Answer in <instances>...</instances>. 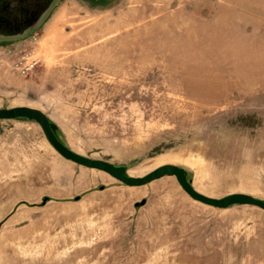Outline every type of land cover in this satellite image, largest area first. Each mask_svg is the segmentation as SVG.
<instances>
[{
	"label": "rangeland",
	"instance_id": "374dc122",
	"mask_svg": "<svg viewBox=\"0 0 264 264\" xmlns=\"http://www.w3.org/2000/svg\"><path fill=\"white\" fill-rule=\"evenodd\" d=\"M80 1L58 28L0 32L39 58L0 76V107L39 108L131 176L172 163L205 195L264 199V0ZM0 264H264V209L204 204L174 175L127 185L0 119Z\"/></svg>",
	"mask_w": 264,
	"mask_h": 264
},
{
	"label": "water",
	"instance_id": "95a60500",
	"mask_svg": "<svg viewBox=\"0 0 264 264\" xmlns=\"http://www.w3.org/2000/svg\"><path fill=\"white\" fill-rule=\"evenodd\" d=\"M14 118H26L37 122L48 142L60 155L66 159H69L80 165L103 170L127 185L144 184L164 174L174 175L178 183L192 199L200 201L204 204L218 208H225L232 204H251L264 209V199L252 196L247 193L233 192L220 198H216L197 191L191 184L190 180L187 179L185 169L176 164L165 163L143 176H131L127 173L126 167L124 165H117L103 159L91 158L78 153L69 148L59 138L54 128V123L39 108L27 105L0 107V119Z\"/></svg>",
	"mask_w": 264,
	"mask_h": 264
},
{
	"label": "flooded vegetation",
	"instance_id": "af4514ba",
	"mask_svg": "<svg viewBox=\"0 0 264 264\" xmlns=\"http://www.w3.org/2000/svg\"><path fill=\"white\" fill-rule=\"evenodd\" d=\"M51 0H0V32L8 36L32 28Z\"/></svg>",
	"mask_w": 264,
	"mask_h": 264
},
{
	"label": "crops",
	"instance_id": "0c3cea01",
	"mask_svg": "<svg viewBox=\"0 0 264 264\" xmlns=\"http://www.w3.org/2000/svg\"><path fill=\"white\" fill-rule=\"evenodd\" d=\"M97 0H93L94 4H98L99 2ZM82 5V2L80 0H51L49 3V6L47 9L41 13V16L39 17V20L37 23L33 26L36 27L37 25H42L41 27L46 29H54L59 27V23H63L65 19H67V16L73 11L77 10V8ZM32 27V28H33ZM48 41L44 39V37H40L39 39V50L40 52L43 51V42L46 43L48 46ZM51 42V40H50ZM38 46V45H37ZM3 47V46H2ZM42 54V53H41ZM43 58V54H42ZM11 61L12 57L9 54L3 53L1 46H0V76H4L5 78H8L9 76H12L13 74L11 72Z\"/></svg>",
	"mask_w": 264,
	"mask_h": 264
},
{
	"label": "built area",
	"instance_id": "2783aa9c",
	"mask_svg": "<svg viewBox=\"0 0 264 264\" xmlns=\"http://www.w3.org/2000/svg\"><path fill=\"white\" fill-rule=\"evenodd\" d=\"M36 39V34L32 36ZM11 57V68L20 75L30 73L39 64V58L33 55V50L27 48H9L7 50Z\"/></svg>",
	"mask_w": 264,
	"mask_h": 264
},
{
	"label": "trees",
	"instance_id": "16d2710c",
	"mask_svg": "<svg viewBox=\"0 0 264 264\" xmlns=\"http://www.w3.org/2000/svg\"><path fill=\"white\" fill-rule=\"evenodd\" d=\"M54 128H55V130H56V127H55V125H54ZM56 132H57V130H56ZM58 134V133H57Z\"/></svg>",
	"mask_w": 264,
	"mask_h": 264
}]
</instances>
